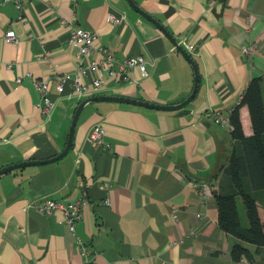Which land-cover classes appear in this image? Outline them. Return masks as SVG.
Masks as SVG:
<instances>
[{
	"label": "crops",
	"instance_id": "obj_1",
	"mask_svg": "<svg viewBox=\"0 0 264 264\" xmlns=\"http://www.w3.org/2000/svg\"><path fill=\"white\" fill-rule=\"evenodd\" d=\"M133 1L195 61L199 83L185 106L189 113L112 101L85 105L65 156L0 175V264H84L77 237L89 255L96 253L87 264H264V247L250 263L233 260L238 240L217 224L214 192L227 184L223 167L231 141L228 125L211 114L227 122L258 76L264 102V0ZM73 28L96 34L90 59L101 46L118 59L140 54L152 62L146 76L137 68L126 79L101 74L102 87L92 95L169 105L191 92L190 64L126 0H23L20 9L0 0V168L64 148L75 108L90 96L68 82L58 92L51 79L75 72L78 50L67 40ZM8 31L16 41L6 39ZM244 46L252 53L244 54ZM80 80L89 83V76ZM43 93L49 114L38 108ZM238 112L249 135L248 109L241 105ZM95 125L104 129L103 149L88 138ZM202 183L210 190L205 202L197 187ZM79 197L85 203L74 233L61 212L38 210L45 200ZM258 212L264 222V208Z\"/></svg>",
	"mask_w": 264,
	"mask_h": 264
},
{
	"label": "trees",
	"instance_id": "obj_2",
	"mask_svg": "<svg viewBox=\"0 0 264 264\" xmlns=\"http://www.w3.org/2000/svg\"><path fill=\"white\" fill-rule=\"evenodd\" d=\"M262 78L254 77L247 83L237 106L228 116V134L231 141L223 173L227 184L214 192L217 207V224L228 235L235 237L230 250L233 260H254L255 252L264 247V222L258 208H264V102ZM248 109L251 133L244 135L239 106ZM244 209L246 225L242 224L236 201ZM244 244L254 247L250 251Z\"/></svg>",
	"mask_w": 264,
	"mask_h": 264
},
{
	"label": "built area",
	"instance_id": "obj_3",
	"mask_svg": "<svg viewBox=\"0 0 264 264\" xmlns=\"http://www.w3.org/2000/svg\"><path fill=\"white\" fill-rule=\"evenodd\" d=\"M16 8L20 9L23 0H13ZM108 20L113 23H118L120 18L113 15H109ZM5 37L9 41H16L14 35L11 31L6 32ZM68 44L77 47L78 58L76 62V69L73 75L71 74H60L54 75L51 79L56 83V88L58 92H61L63 86L66 82L70 83L73 90L76 93L84 95H92L97 92L103 84L101 79V74H105L107 77L123 78L126 79V74L130 69L137 68L142 76L147 75V67L152 65V62L147 61L142 55H135L130 57H125L123 59H118L112 53H110L106 48L98 46L96 48L97 57L95 59H90V53L95 49L96 34L89 30L83 28H73L69 31ZM188 50H192L193 46L189 45ZM251 46H244L242 52L246 55L252 53ZM97 72V76L92 75V72ZM83 76H89V83L81 82L80 78ZM41 88H45V85H40ZM43 104L40 108L42 114H49L51 111V103L45 95L42 94ZM239 102V101H238ZM214 116V122L219 124H227L226 121L221 120L217 112L211 113ZM104 129L100 125H95L91 128L88 134L89 140L99 148H104ZM199 192L201 194L202 202L210 195L209 186L206 183L199 184ZM85 203L83 198H78L73 202L62 203L55 200H45L41 205L38 206L43 214H50L54 211H59L63 215V219L68 226L70 232L74 233V226L76 221L80 217L81 206ZM107 203V200H106ZM175 217V214H174ZM197 217H200L198 215ZM77 243L80 245L82 254L86 257L85 263L89 262L87 259L90 255L91 258L96 256V253H90L87 251L86 247L82 241L77 237ZM243 259V258H242Z\"/></svg>",
	"mask_w": 264,
	"mask_h": 264
},
{
	"label": "water",
	"instance_id": "obj_4",
	"mask_svg": "<svg viewBox=\"0 0 264 264\" xmlns=\"http://www.w3.org/2000/svg\"><path fill=\"white\" fill-rule=\"evenodd\" d=\"M129 7L136 13H138L140 16L145 18L147 21L152 23L155 27L158 28V30L174 45L176 50H178L184 58L187 60V62L190 64V67L192 68L193 72V86L191 89V92L189 95L182 100L179 103L176 104H158V103H151L143 100H138L135 98H130L126 96H108V95H90L83 100H81L78 105L75 108L74 114L72 116L68 132H67V137H66V142L64 145V148L56 155L51 156L50 158L46 159H41V160H25L21 162H16L7 166H4L0 168V175L6 174L8 172H11L13 170L21 169L23 167L31 166V165H42L46 163H51L55 162L59 159H61L63 156L67 154L69 149L71 148L72 142H73V135H74V130L76 126V122L78 120V117L85 107L90 102L93 101H112V102H122V103H128L132 105H137V106H143L147 108H152V109H157V110H166V111H176L177 114L183 115L186 113H189V110L185 108V106L194 98V95L197 90V86L199 83V72L197 65L195 61L193 60L192 56L188 51L180 44L177 43L174 37L156 20L154 19L151 15H149L147 12H145L143 9L138 7L136 3L133 0H126Z\"/></svg>",
	"mask_w": 264,
	"mask_h": 264
},
{
	"label": "rangeland",
	"instance_id": "obj_5",
	"mask_svg": "<svg viewBox=\"0 0 264 264\" xmlns=\"http://www.w3.org/2000/svg\"><path fill=\"white\" fill-rule=\"evenodd\" d=\"M236 203H237V208H238L239 215L242 218L244 216L243 206H242V204H241V202L239 200H237ZM244 218H245V216H244Z\"/></svg>",
	"mask_w": 264,
	"mask_h": 264
}]
</instances>
